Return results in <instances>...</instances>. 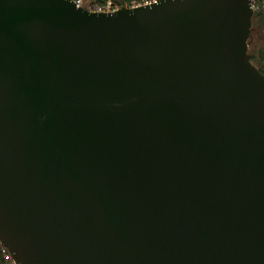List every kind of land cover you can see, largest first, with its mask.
Listing matches in <instances>:
<instances>
[{"label":"water","instance_id":"water-1","mask_svg":"<svg viewBox=\"0 0 264 264\" xmlns=\"http://www.w3.org/2000/svg\"><path fill=\"white\" fill-rule=\"evenodd\" d=\"M253 16L249 0H0L14 264H264Z\"/></svg>","mask_w":264,"mask_h":264},{"label":"built area","instance_id":"built-area-1","mask_svg":"<svg viewBox=\"0 0 264 264\" xmlns=\"http://www.w3.org/2000/svg\"><path fill=\"white\" fill-rule=\"evenodd\" d=\"M69 1L74 3L76 6L83 7L93 12H110L123 6L117 3L115 0H69ZM157 1L158 0H135L132 3L128 4L127 6L135 7V6L151 4ZM249 6L254 14L257 12L264 13V0H249ZM2 252L5 253L4 258L6 260H11V264H14L10 253L3 246H2Z\"/></svg>","mask_w":264,"mask_h":264},{"label":"trees","instance_id":"trees-1","mask_svg":"<svg viewBox=\"0 0 264 264\" xmlns=\"http://www.w3.org/2000/svg\"><path fill=\"white\" fill-rule=\"evenodd\" d=\"M117 3L127 6L135 0H115ZM252 26L258 31V36L263 37L262 46H251L248 49V57L255 64L258 69L264 73V13L257 12L252 18ZM260 38V37H259ZM250 45V42H249ZM5 253L2 252V245L0 244V264H11V260L4 258Z\"/></svg>","mask_w":264,"mask_h":264},{"label":"rangeland","instance_id":"rangeland-1","mask_svg":"<svg viewBox=\"0 0 264 264\" xmlns=\"http://www.w3.org/2000/svg\"><path fill=\"white\" fill-rule=\"evenodd\" d=\"M258 31L255 30V28L252 26V31L250 33V37H249V42H250V45H248V49L251 48V46H262V42H263V37L262 35L261 36H258ZM260 37V38H259Z\"/></svg>","mask_w":264,"mask_h":264},{"label":"flooded vegetation","instance_id":"flooded-vegetation-1","mask_svg":"<svg viewBox=\"0 0 264 264\" xmlns=\"http://www.w3.org/2000/svg\"><path fill=\"white\" fill-rule=\"evenodd\" d=\"M251 31H252V27H251Z\"/></svg>","mask_w":264,"mask_h":264}]
</instances>
